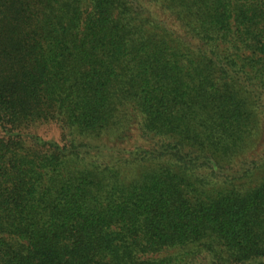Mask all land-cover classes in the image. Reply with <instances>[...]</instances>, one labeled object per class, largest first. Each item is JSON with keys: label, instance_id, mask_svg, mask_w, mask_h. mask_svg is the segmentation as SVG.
Returning <instances> with one entry per match:
<instances>
[{"label": "trees", "instance_id": "obj_1", "mask_svg": "<svg viewBox=\"0 0 264 264\" xmlns=\"http://www.w3.org/2000/svg\"><path fill=\"white\" fill-rule=\"evenodd\" d=\"M0 264H264V0H0Z\"/></svg>", "mask_w": 264, "mask_h": 264}]
</instances>
